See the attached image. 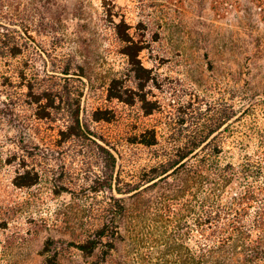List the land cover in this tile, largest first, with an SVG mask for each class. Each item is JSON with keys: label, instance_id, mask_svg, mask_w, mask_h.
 <instances>
[{"label": "rangeland", "instance_id": "obj_1", "mask_svg": "<svg viewBox=\"0 0 264 264\" xmlns=\"http://www.w3.org/2000/svg\"><path fill=\"white\" fill-rule=\"evenodd\" d=\"M233 1L0 0V31L21 53L0 60V264H45L53 256L60 264L173 261L164 244L152 243L165 234L162 222L140 246L120 220L113 251L106 241L91 256L78 249L110 221L98 145L117 157L121 187L158 163L156 150L184 146L224 123L222 163L239 168L250 155L264 166V21L249 0ZM119 33L142 49L153 79L143 91ZM113 79L122 80L132 104L108 100ZM25 85L65 87L70 100L58 109L66 112L38 119ZM138 94L156 108L153 115L144 114ZM78 107L83 135L61 140ZM151 130L159 147L133 143ZM26 171L36 184L17 186ZM163 187L148 193L154 212L157 199L170 193ZM246 190H264V179L239 175L224 202ZM188 201L181 198L184 208Z\"/></svg>", "mask_w": 264, "mask_h": 264}, {"label": "trees", "instance_id": "obj_2", "mask_svg": "<svg viewBox=\"0 0 264 264\" xmlns=\"http://www.w3.org/2000/svg\"><path fill=\"white\" fill-rule=\"evenodd\" d=\"M229 2L235 3L228 0L227 4ZM249 2L264 21V0ZM119 38L124 44L123 54L128 59L133 78L139 82L140 90L143 91L153 79L151 71L140 60L142 49L125 33H119ZM6 42V36L0 31L1 61L7 57L17 58L21 54L17 48L12 51L13 48ZM26 88L31 98L30 105L38 112V119L48 120L57 111L66 112L58 109V106L66 105L70 100L71 93L65 87L27 85ZM125 94L122 80L113 79L108 89V100L132 104V101H127ZM137 98L143 106L144 114L153 115L156 108L152 107L145 95L138 94ZM242 112L236 113L234 117L238 118L246 111ZM79 114L78 107L74 115H71V118L75 116L76 121H72L71 125L60 132L61 140L81 138L83 127L79 122ZM230 117L223 120L229 122ZM95 120L110 122L108 118L97 117ZM226 124L228 123L221 124L208 133H196L191 136L190 143L184 146L156 150L158 163L150 169H144L137 183H124L123 187L121 178L116 174L117 157L111 150L98 145L106 171L101 186L111 194L107 212L110 221L97 228L92 236L78 245V249L85 256H91L106 241L105 246L110 252L113 251L114 243L121 235L120 220L127 221L130 237L140 246L147 235L162 222L165 234L160 239L154 238L152 243L156 246L164 244L163 249H166L173 261L164 262L160 259L159 263L152 264H264V190H246L229 203L224 202L227 189L239 175L245 179H264V166L252 161L250 155L244 158L239 168L233 163H222L224 148L218 141L223 132L219 131ZM133 140V143L149 149L160 145L154 130L145 131ZM37 180V176L26 171L17 178L16 185L29 187L35 185ZM161 185H165L162 189L170 193L163 195V199H157L156 206L159 210L154 212L155 200L148 193H154ZM114 193L124 198H118ZM183 197L189 198L185 208L181 203ZM127 201L131 203L126 204ZM255 204L258 206L256 215L250 216V210ZM166 214L168 216H164ZM45 264L60 262L57 256H53Z\"/></svg>", "mask_w": 264, "mask_h": 264}]
</instances>
